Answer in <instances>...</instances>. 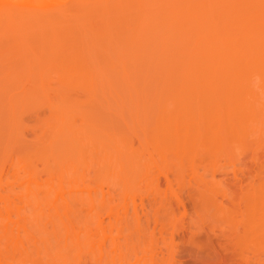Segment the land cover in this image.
<instances>
[{"label": "rangeland", "instance_id": "rangeland-1", "mask_svg": "<svg viewBox=\"0 0 264 264\" xmlns=\"http://www.w3.org/2000/svg\"><path fill=\"white\" fill-rule=\"evenodd\" d=\"M147 1L142 24L35 19L33 3L19 20L0 18L6 264H264V109L250 137L215 121L184 152L173 138L197 117L214 49L244 33L197 25L189 0Z\"/></svg>", "mask_w": 264, "mask_h": 264}, {"label": "bare ground", "instance_id": "bare-ground-1", "mask_svg": "<svg viewBox=\"0 0 264 264\" xmlns=\"http://www.w3.org/2000/svg\"><path fill=\"white\" fill-rule=\"evenodd\" d=\"M117 1L118 3H115L112 0H0V18L16 20L17 17V20H19V11L33 3L38 10L33 11L34 16L33 14L31 15L36 19L38 13V17L41 20L43 18L45 19L67 14L76 18L81 16V21L83 22H95L98 19L102 20V18L112 21L115 18V21L119 20L125 22L127 19L128 23L131 21L130 23L135 22L142 24L143 21L141 18H144V22L145 18L148 22L151 20V18H147L148 15H150V12H152V8L150 7L152 4L151 1V4L149 1L146 2V0ZM157 1L162 2L161 0ZM178 1L180 0H175L173 2L178 3ZM196 1H198L199 4V2L202 3L203 0H192V4L191 0H189V5L191 7L193 6V3L195 5V7L193 6L194 9L192 7L194 18L191 17L190 19H192V21L196 20L197 25H203L211 31H216L217 24H232L233 26L239 27L244 34H238V37L235 40L233 38L228 40L225 48L226 52H223L220 48L214 49L212 57L210 58L214 63L210 67H205L201 71L199 76V87L206 90V92L202 95L203 97L200 96V99H197L199 100L198 105L196 100L195 107L198 113L197 117L193 121H190L187 118L182 122L183 124L178 130L173 133V138L176 139L175 141L180 148H182L181 151L183 152L193 143L197 136L203 138L208 135L210 133L209 129L211 128V122L214 123L215 121L216 124L220 123L219 127L223 128V130L225 129L227 136L230 138H246L253 136V134L255 135V132H252L249 128V122L256 119L259 109H264V102L258 104L256 101L252 100L253 98L250 92L251 88L254 86L255 80L252 79L254 77L259 78V88L264 90V29H262V21L264 19V0H206L205 6L203 4L201 5V3L197 6ZM82 3H84L85 9L83 11H81L82 9H79ZM113 3L114 6H112ZM175 3L173 6L176 5ZM186 3L188 2L186 1ZM147 6L149 8H147ZM200 6L202 8L204 6L202 11ZM165 7L166 6H163L164 10L166 9ZM163 8L157 9L158 12H156L159 15L157 19L159 17L160 19H162L161 17L164 19H158L160 20V23H162L161 21H165L166 18L164 17L166 14L164 13ZM198 9L200 10V13ZM125 10L127 13L129 12L128 15L125 13ZM132 11H136L139 15L141 14L140 17H138L139 21H137V18L134 19L135 13ZM189 12L192 13L191 9ZM98 13H100V15ZM124 13L125 16H122ZM111 14H114L115 17L114 15L111 16ZM119 14L121 15V18H119ZM31 15L29 16L30 18ZM169 15L172 16V14ZM191 15H193V13ZM178 18L180 20V17ZM181 18H183V16ZM180 21L183 23L189 22L188 20L187 22L183 20ZM192 29L194 34L199 32L198 26H194ZM217 93H220L219 99L207 100V96H212V94L215 95ZM183 113L184 116H186L188 114L187 109H185ZM259 136L264 135L261 133ZM260 206H257V219L260 217L258 212ZM252 208H256V205ZM98 226H101V222ZM257 231L259 233L260 230L256 228L254 232ZM6 263L7 262L0 257V264Z\"/></svg>", "mask_w": 264, "mask_h": 264}]
</instances>
